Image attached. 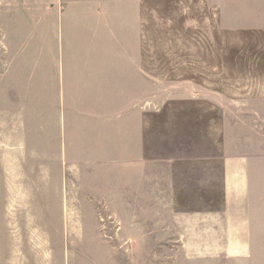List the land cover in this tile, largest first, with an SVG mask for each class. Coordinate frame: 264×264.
Returning <instances> with one entry per match:
<instances>
[{"label": "rangeland", "instance_id": "374dc122", "mask_svg": "<svg viewBox=\"0 0 264 264\" xmlns=\"http://www.w3.org/2000/svg\"><path fill=\"white\" fill-rule=\"evenodd\" d=\"M0 264H264V0H0Z\"/></svg>", "mask_w": 264, "mask_h": 264}, {"label": "crops", "instance_id": "0c3cea01", "mask_svg": "<svg viewBox=\"0 0 264 264\" xmlns=\"http://www.w3.org/2000/svg\"><path fill=\"white\" fill-rule=\"evenodd\" d=\"M113 57L114 56H112V58ZM106 61L107 63H110L112 60H110V57H108ZM66 64H67L66 58L63 56L61 63L60 64L58 63V66H62L60 79L57 77V75H54L52 80H48V82H46L45 84H46L47 90L49 91L52 90L56 92L57 89H60L61 97H63V99L65 98L66 101L70 103V100L68 101V99L70 98V95H71L70 93L71 84L69 82V69L66 68ZM52 68H53V65H49L50 70L46 73L45 78L47 77L49 79V77L52 76L56 72ZM98 68L99 69L97 71H94V73L97 75L100 81L102 77V70L100 66ZM113 72H115V70H113ZM109 74L110 72L108 70L106 72V76ZM80 80H83L82 77L80 78ZM8 85L10 86V84ZM229 167L231 166H227L228 170H229ZM231 173H232V170H229L228 174L231 175ZM197 216H198V220H197L198 225L196 226L195 229L223 227V223H222L223 215L220 212L218 213L217 211L214 213L203 212L202 214H198Z\"/></svg>", "mask_w": 264, "mask_h": 264}]
</instances>
